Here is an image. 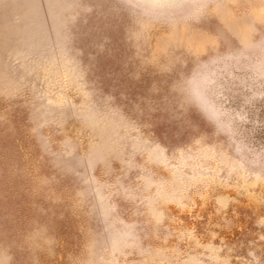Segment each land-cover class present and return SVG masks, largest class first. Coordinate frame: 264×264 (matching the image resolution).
<instances>
[{
  "label": "rangeland",
  "instance_id": "rangeland-1",
  "mask_svg": "<svg viewBox=\"0 0 264 264\" xmlns=\"http://www.w3.org/2000/svg\"><path fill=\"white\" fill-rule=\"evenodd\" d=\"M0 264H264V0H0Z\"/></svg>",
  "mask_w": 264,
  "mask_h": 264
}]
</instances>
